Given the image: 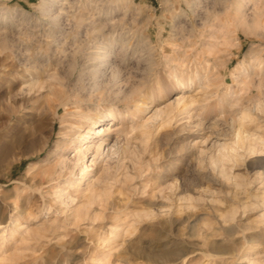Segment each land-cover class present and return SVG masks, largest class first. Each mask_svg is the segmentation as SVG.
<instances>
[{
  "label": "rangeland",
  "instance_id": "1",
  "mask_svg": "<svg viewBox=\"0 0 264 264\" xmlns=\"http://www.w3.org/2000/svg\"><path fill=\"white\" fill-rule=\"evenodd\" d=\"M96 117L117 153L104 142L88 199L66 146ZM7 138L0 264H264V0H0Z\"/></svg>",
  "mask_w": 264,
  "mask_h": 264
},
{
  "label": "bare ground",
  "instance_id": "2",
  "mask_svg": "<svg viewBox=\"0 0 264 264\" xmlns=\"http://www.w3.org/2000/svg\"><path fill=\"white\" fill-rule=\"evenodd\" d=\"M6 18H7V15L4 16V19H6ZM108 51H109V49L105 50V51L98 52L96 54V56L94 57V59H99V58L106 57L107 55H109V54H106V53H109ZM107 58H109V57H107ZM103 61H104V59L100 60L97 63V65L100 66ZM12 66H11V70L14 69V68H12ZM28 82H27V84L25 83V84L21 85V87L19 89L21 94L25 93L26 91L30 92L32 90L33 91L37 90L38 88L41 87V84H42L37 79H33V78H32L31 81L28 80ZM191 83H192V81L188 82V84L186 86L183 83H180V85H181L182 89H188L190 87ZM178 102H179V100H177L176 103L178 104ZM184 105H185V103H182L181 106H184ZM146 107L147 108L150 107L149 103L146 105ZM58 110H59V107L56 106L54 108L55 115H58V112H59ZM130 113H132V112H130ZM110 115L111 114H108V115H106V117H109ZM115 117L116 116L112 115L110 120H114ZM251 117H252V115H251L250 110H244L242 112L241 117H240V121L243 120V119H247V118L251 119ZM129 118L130 119H134L135 116H133V114L132 115L131 114H126L124 112V113H122L120 115V118L118 117V119H120V121H124L125 119H129ZM89 120L90 121H89L88 125H90V126H89V129H87V133L86 134H84L81 137H79V139L76 140V142H73L72 139H70V138L68 139V142H70V144L69 143L67 144L66 149H69L70 145H74L73 148L75 149L76 152H75V156L73 158L74 159L73 162H72L73 164H72L71 169H70V171L68 173V178H70V177L71 178H70V180L67 179L65 183H66L67 186L68 185H72L73 188H74L73 191L81 192V190H82V191H84L82 193V195H84L88 199H91V198L93 199V198H95V197L100 195V192L94 186V182H95L96 179H95V174L93 172H94V169H95V166H96V158L99 156L100 153H103L104 142H105V146L107 148V152H105L104 156L101 157V158H104L105 156L113 155V154L117 153V149H116V147L110 145L111 140L109 139V137L104 138L102 136L103 133H105L106 131L103 130V129L97 128V125L100 122L105 121V119L103 117H96L95 119L91 118ZM133 128H135V127L132 126V129ZM106 129H107V132H110V130H111L110 128H106ZM92 134H95L96 136L92 137L91 136ZM252 134L247 133V131L243 129V123L240 122L239 129L237 130V132L235 134V136H236L235 142L237 144V147L238 148L240 147V148H242L244 150H247V152H249V153L256 152L257 151L256 140H259V139L258 138H254L252 136ZM262 136H261V138H263ZM96 137L99 138V139L95 140ZM91 138H93V139H91ZM260 142L264 143V140L260 139ZM12 145H13L12 138H7V140L2 141L1 144H0V156L5 155L6 153L9 154L11 149H12ZM224 149H226L227 152L222 154L223 157H226V159H228V160L235 158L233 153L229 152V150H231V151H233L236 154V150H235L234 147H232V146L231 147H224ZM90 153L93 155V158L91 160V163L87 164L86 158H87V155L90 154ZM62 156L63 155L61 154L60 157H62ZM63 159L64 160H62V162L65 161V158H63ZM58 163H60V162H58ZM74 168L77 169V170L75 171ZM89 168H90V170L87 171L86 174H84V175L79 177L78 181L76 182L77 185H73L72 179L74 177L78 178L79 174L81 175L82 173H84V171H86ZM52 179L53 178L51 176H48L47 178L41 177L40 183L42 184L44 182H49ZM82 184L85 185V188H79V186L82 185ZM61 186L64 187L65 185H64V183H61V181H58L57 185L55 186V188L53 190L54 194H55V198L58 199L59 204L67 203V201H65L64 198H62V195L66 194L67 199H69V202L72 203L74 201V198L70 197L71 196V195H69L70 191L69 192L67 191L68 193L64 192V189L62 190V189L59 188ZM86 190H87V193H85ZM14 203L15 202H10L9 203L10 208L14 209L16 207L15 206L16 204L14 205ZM46 204H47V202H46ZM48 205L50 206L51 204L48 203ZM46 209H47V207H46ZM73 211H74V213L76 215L75 218L78 219L79 218V211L77 210V208H75ZM13 217H14V214L10 213L9 219H12ZM19 225L20 224H18V226ZM111 234H112V232H111ZM113 235H114V232H113ZM101 241H103V240H101Z\"/></svg>",
  "mask_w": 264,
  "mask_h": 264
}]
</instances>
